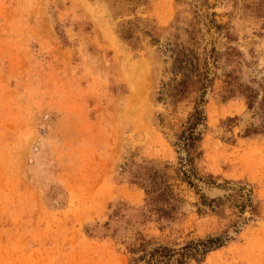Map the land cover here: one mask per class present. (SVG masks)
Here are the masks:
<instances>
[{
    "label": "rangeland",
    "instance_id": "374dc122",
    "mask_svg": "<svg viewBox=\"0 0 264 264\" xmlns=\"http://www.w3.org/2000/svg\"><path fill=\"white\" fill-rule=\"evenodd\" d=\"M134 2L0 0V264H127L140 236L225 235L198 264H264V0ZM195 108L190 187L176 140ZM141 167L172 219L147 212Z\"/></svg>",
    "mask_w": 264,
    "mask_h": 264
},
{
    "label": "trees",
    "instance_id": "16d2710c",
    "mask_svg": "<svg viewBox=\"0 0 264 264\" xmlns=\"http://www.w3.org/2000/svg\"><path fill=\"white\" fill-rule=\"evenodd\" d=\"M125 1L133 3L134 6L137 3L134 2V0ZM139 1L140 0H138V2ZM126 24L128 26L122 28L119 32V36L123 40H129L132 37V29L129 27L130 22L127 21ZM177 68L178 66L175 67L173 61L171 69L174 71ZM227 85L229 84L227 83ZM245 90L248 91V95H245V99H247L246 106L250 108L248 101L252 98V91H249L247 88ZM223 95V98H229L230 90H224ZM259 106H262L261 101H259ZM227 121H232V119L228 118ZM204 122L205 118L202 110L195 108L187 118L185 127L180 132L179 136H177L176 140L178 152L181 151L183 153L180 157L181 178L183 182L190 187H195L194 184L200 180L193 166V162L201 154L198 144L201 136L200 128L203 129ZM252 134H255V132ZM132 181L133 184L137 185L143 191L144 206L147 208V212H151L156 216V221L161 219H172V214L177 210L179 201L172 194V191L165 183L161 174L152 168L141 167L134 171ZM207 183H209V185H214L213 182ZM236 192L240 193L239 196L244 197L242 189L239 188ZM198 195L202 206L210 207L212 203L217 204L221 201L218 197L207 199L201 194ZM246 201L249 203V199ZM240 206L242 209L243 207H248L250 209V205L240 204ZM228 238V235H225L222 237L190 240L179 246H169L167 244H154L149 246L140 236L136 239V244H132L128 247L127 264H189L190 262L198 264L207 253L220 248Z\"/></svg>",
    "mask_w": 264,
    "mask_h": 264
}]
</instances>
